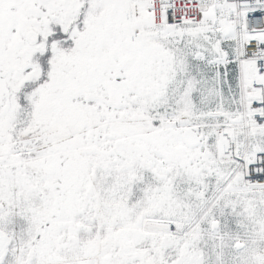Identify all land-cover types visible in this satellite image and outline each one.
<instances>
[{"label": "snow or ice", "instance_id": "1", "mask_svg": "<svg viewBox=\"0 0 264 264\" xmlns=\"http://www.w3.org/2000/svg\"><path fill=\"white\" fill-rule=\"evenodd\" d=\"M0 264H264V0H0Z\"/></svg>", "mask_w": 264, "mask_h": 264}]
</instances>
